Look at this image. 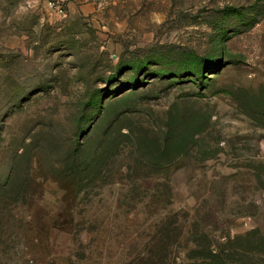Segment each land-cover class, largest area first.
<instances>
[{
  "label": "rangeland",
  "instance_id": "rangeland-1",
  "mask_svg": "<svg viewBox=\"0 0 264 264\" xmlns=\"http://www.w3.org/2000/svg\"><path fill=\"white\" fill-rule=\"evenodd\" d=\"M0 264H264V0H0Z\"/></svg>",
  "mask_w": 264,
  "mask_h": 264
},
{
  "label": "built area",
  "instance_id": "built-area-1",
  "mask_svg": "<svg viewBox=\"0 0 264 264\" xmlns=\"http://www.w3.org/2000/svg\"><path fill=\"white\" fill-rule=\"evenodd\" d=\"M49 5L52 7V8H54L55 10H57L58 12H60V13H63V8L61 7V6H59V5H57L55 2H49Z\"/></svg>",
  "mask_w": 264,
  "mask_h": 264
}]
</instances>
